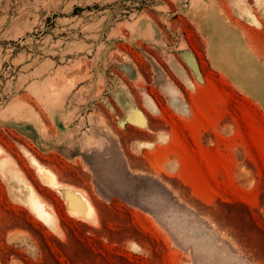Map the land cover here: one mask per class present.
<instances>
[{"label":"rangeland","instance_id":"rangeland-1","mask_svg":"<svg viewBox=\"0 0 264 264\" xmlns=\"http://www.w3.org/2000/svg\"><path fill=\"white\" fill-rule=\"evenodd\" d=\"M213 4L249 41L233 80L201 29ZM263 13L258 0H0V162L59 217L45 223L0 171V264H264ZM131 103L172 139L138 150ZM35 160L99 223L73 217Z\"/></svg>","mask_w":264,"mask_h":264},{"label":"bare ground","instance_id":"bare-ground-1","mask_svg":"<svg viewBox=\"0 0 264 264\" xmlns=\"http://www.w3.org/2000/svg\"><path fill=\"white\" fill-rule=\"evenodd\" d=\"M258 3L264 12V0H258ZM239 11L248 20L259 23L256 17L243 3L239 5ZM166 139V133L162 132L158 135L159 141L164 142ZM152 146L153 143L151 142H137L136 144L138 150L142 149V147L151 148ZM34 165L37 168L42 183L57 189L62 194V197L66 199L69 205V211L73 217L79 218L90 224L99 223L97 210L92 202L85 196L83 190L63 184L58 180L57 175L53 171L45 168L36 160L34 161ZM0 171L10 183L17 201L27 205L33 213L51 227H58L59 217L56 212L47 206L46 202L43 201L32 184L15 168V166L12 165L9 159L4 158L0 162Z\"/></svg>","mask_w":264,"mask_h":264},{"label":"crops","instance_id":"crops-1","mask_svg":"<svg viewBox=\"0 0 264 264\" xmlns=\"http://www.w3.org/2000/svg\"><path fill=\"white\" fill-rule=\"evenodd\" d=\"M237 7L234 6L231 8V10L236 9ZM252 11V13L256 14L257 11L256 8H253V6L249 7ZM203 14H205V23L202 25V31L208 38L209 44H208V51H209V57L210 61L214 68L220 70L221 73L225 74L228 78L233 80L231 74H233L230 66L226 65L229 63L233 57L235 56L237 49L241 46L245 45L247 46V36H244L245 39L242 38V32H240L235 24V21L231 18L224 17L222 13L225 12V8L222 6H216L211 5L208 7L203 8ZM244 41V43H242ZM249 43V41H248ZM250 45V44H249ZM252 45V44H251ZM250 45V46H251ZM261 61V58L250 54V59L247 61L248 63H252L253 65L250 66L251 69H258L260 68L259 63ZM224 64V65H223ZM261 68H263L261 66ZM232 72V73H231ZM262 84H264V78L261 80ZM255 95V94H254ZM256 98L259 99L261 105L264 107V97L255 95ZM156 104V102H155ZM157 106V104H156ZM158 108V112L161 113V108ZM127 110H130V115L128 118L131 120V122L137 126L140 127V130L136 132L134 136V142H151L153 143V146L151 148L156 147L159 144L158 140V134L160 131H162L160 128H157L156 123H152V120L147 116L146 109H143L141 105H138L136 103H131L128 105ZM139 112L141 113L146 120V127H142L132 120V118H135V113ZM153 125L156 127L153 128ZM170 132L169 138L165 143H168L169 140L172 139V136L174 135L171 131V129H168ZM145 147H142V149Z\"/></svg>","mask_w":264,"mask_h":264}]
</instances>
